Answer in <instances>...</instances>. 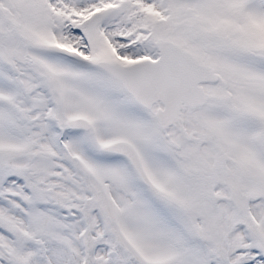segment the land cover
Instances as JSON below:
<instances>
[{
  "label": "snow or ice",
  "instance_id": "1",
  "mask_svg": "<svg viewBox=\"0 0 264 264\" xmlns=\"http://www.w3.org/2000/svg\"><path fill=\"white\" fill-rule=\"evenodd\" d=\"M0 264H264V0H0Z\"/></svg>",
  "mask_w": 264,
  "mask_h": 264
}]
</instances>
